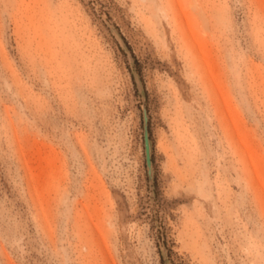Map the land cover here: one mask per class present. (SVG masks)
Listing matches in <instances>:
<instances>
[{
  "label": "rangeland",
  "instance_id": "1",
  "mask_svg": "<svg viewBox=\"0 0 264 264\" xmlns=\"http://www.w3.org/2000/svg\"><path fill=\"white\" fill-rule=\"evenodd\" d=\"M0 264H264V0H0Z\"/></svg>",
  "mask_w": 264,
  "mask_h": 264
}]
</instances>
